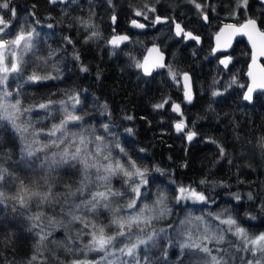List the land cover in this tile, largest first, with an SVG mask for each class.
Listing matches in <instances>:
<instances>
[{
    "label": "trees",
    "instance_id": "obj_1",
    "mask_svg": "<svg viewBox=\"0 0 264 264\" xmlns=\"http://www.w3.org/2000/svg\"><path fill=\"white\" fill-rule=\"evenodd\" d=\"M109 4L107 0H70L60 5L51 4L49 0H11L16 17L11 18L12 27L6 31L14 35L24 26L35 28L39 34L33 51L23 55L25 62L21 65V74L9 81L13 99H21L23 107L48 99L67 101L71 109L69 96L78 95L80 104L75 111L83 116L84 128L89 131L95 129V134L104 135L113 156L122 155L115 147L119 143L128 157L149 169L147 196L142 199L151 205L157 192L163 191L168 197L165 203L170 211L153 220L145 232L136 233L138 236L149 232L156 235L154 244L138 249L142 264H196V255L203 254L181 249L185 243L182 228L186 229L183 225L188 219L195 224L188 227L192 233H198V226L202 228L198 241H202L205 223L211 226L210 236L219 228L226 227L213 219L221 212L235 217L250 234L264 232V208L261 207L264 205V149L258 145L264 137V99L257 94L252 104L243 101L245 88L239 87V84H247L244 74L251 54L246 43L237 42L228 68L220 64L218 55L211 52L210 36L202 45H187L177 40L168 27L153 35L131 36L127 42L114 48L108 44L111 23ZM173 6L181 14L191 12L190 8L180 3ZM254 7V0H248L247 14L253 12ZM239 14L237 21L245 16L243 8H240ZM5 15L10 18V14ZM85 21L91 27H86L83 24ZM219 22L216 20L217 24ZM216 27L211 29V33ZM93 32L97 35L85 43ZM69 40L72 42L69 43ZM153 42L167 52V64L178 73L179 83L172 79L167 68L152 76H144L135 67V60H141L147 46ZM45 59L46 64L43 62ZM82 66L88 71H81ZM33 72L55 78L32 83L27 77ZM183 72L190 74L193 83L190 103H185L183 97L180 80ZM233 77L236 83H232ZM214 91L221 95L214 96ZM164 100L168 103L163 108L154 107ZM173 104L180 105V113L172 110ZM59 107V103L53 104L51 115L36 108L24 115L26 120L30 118L36 129H46L61 119L62 113L56 110ZM128 116L132 119H127ZM181 120L186 125L185 132L196 133L191 141L184 132L178 133L175 129V124ZM104 124L109 126L107 132ZM39 139L46 142L50 138L41 136ZM217 144L224 148L223 155ZM45 157L50 160V155L44 156L38 151L29 156L24 137L10 121L0 120V167L13 174L11 182L5 174L0 191L11 195L19 180L27 183L46 173L48 160ZM74 164L70 161L51 173V182L55 185L53 193L59 194L56 196L59 202L67 198L70 202L79 203L88 196L87 192L84 196L66 195L68 188L65 186L71 185L75 190L82 179L81 166ZM157 168L161 171H156ZM92 180L89 191L104 190L98 187L101 181L93 177ZM201 180L207 182L201 184ZM122 183V177L111 179L113 190H123ZM178 186L203 192L208 202L177 201ZM249 192L253 193L254 199H248ZM236 195H239V201ZM118 199L127 202L126 198H113V201ZM34 206L35 203L28 209L20 208L6 198L0 202V264H29L34 254L38 258L32 264H43L41 259L45 250L54 247L53 242L56 241L61 246L82 245L80 240L70 243L67 239L71 236L75 240L78 228L74 231L73 227L69 231L71 225L67 223L47 227L43 224L44 232L51 231V236L43 242L42 255L37 253L35 244L38 237L35 233L41 229L28 231L34 222L28 217L37 213ZM196 217H203V220L198 221ZM92 219L107 224L109 211L101 208ZM207 246L223 249L220 253L213 251V254L224 256L229 264L264 259L242 249L237 251L240 241L230 233L225 234L224 243L217 245L213 239Z\"/></svg>",
    "mask_w": 264,
    "mask_h": 264
},
{
    "label": "snow or ice",
    "instance_id": "obj_2",
    "mask_svg": "<svg viewBox=\"0 0 264 264\" xmlns=\"http://www.w3.org/2000/svg\"><path fill=\"white\" fill-rule=\"evenodd\" d=\"M51 3H56V0H50ZM158 2V0H157ZM190 4H193L197 12L200 13L205 21H208V14L204 11L205 5L198 0H188ZM111 3V0H109ZM264 4V0H261ZM243 8L245 19L239 23H223V26L215 33L216 46L212 49L213 54L219 51H227L231 47L232 41L237 36L246 37L252 47L251 63L248 68L247 76L250 78V83L245 85L239 84V87L246 88L244 93V99L247 101L252 100V94L257 90L264 91V65L258 63L260 58H264V23H258V19L252 16H247L248 0H236V9L230 14L233 20H239L237 10ZM143 9H147L148 12H156L154 6H150L148 3L143 5ZM0 120L10 121L17 132L21 136L30 134L33 138V142L41 144L40 148L35 151H46L50 147L60 149L59 152H53L48 160V169L46 173L35 180L28 181L19 180L18 185L15 187V191L11 195H7L4 191H0V202L5 198L14 202V205H19L20 208L28 209L35 203L39 208L44 204L58 203L56 196L59 194L53 193L54 184L51 182V173L64 164H68L70 161L75 162L81 166L82 179L79 187L72 190L71 185H66L68 188L67 197H76L77 194L84 196L85 192L88 193L86 199H82L79 203L74 201L69 204V200H64L65 204H69L67 210L61 207L60 212L63 215L71 217V221H77L83 224L84 228H90V231L77 233L75 240L69 236L67 239L70 243H75L81 239L82 235L90 237V239L83 243V246L77 249L63 245L65 250L69 254L75 253L79 256L83 253L84 258H75L67 261V264H101V261H107V264H115V261L108 260L109 256H116L117 253L122 257H128L127 260H121L120 264H142L141 257L138 253V249L141 245H146L149 241L153 240V234L147 235V239L141 238L136 235L137 232H145L146 227L151 225V222L165 215V212L170 211L167 209L166 200L167 195L163 191H158L156 198L150 205L142 199L147 196V185L149 184L148 172L149 169L141 167L136 160L127 156L125 150L120 147L119 143L115 144V147L119 149V153L122 155L113 156V152L108 144L105 143L106 137L101 134H95V129L89 131V129L83 126V116L78 114L75 109L80 104L78 95H70L69 100L72 101L71 109L68 107L67 101L55 102L51 99L40 102L30 107H23L22 100L19 98L13 99V92L9 90L8 79L12 74L19 76L21 74V65L25 62L23 55H27L33 51L37 44L38 33L35 28H21L12 35L6 31L12 27L11 18L16 17V9L11 6V0H0ZM10 14V18H7L5 14ZM136 17H142L143 20H149V16L144 10L137 9L134 12ZM115 20V17H113ZM169 17L155 16L151 23L152 25L160 23H169ZM174 25V31L176 37H181L185 40H194L196 43H200V37L187 31L182 27L181 23L171 20ZM86 27H91L86 21L83 22ZM131 24L135 28L144 29L147 27L144 23L138 22L136 19H132ZM48 27H52L51 24ZM97 33L93 32L91 36L86 38L85 43L89 39L96 36ZM129 37L127 35H116L112 37L109 43L117 48L123 42L127 41ZM69 43L72 41L69 40ZM51 55V54H49ZM79 59V56L76 57ZM135 59V58H133ZM45 64L47 60L43 61ZM232 62L231 55L220 58V64L225 68ZM135 67L143 72L144 76H151L157 69L167 68L169 75L174 81L177 80L178 73L172 68L170 64L165 63V57L163 52L157 45H153L146 50V54L141 60H135ZM81 71L87 72V67H81ZM184 81H189L190 77L187 73L182 74ZM50 75L40 76L33 72L27 77V80L32 83H39L43 80L53 79ZM232 83H236L235 77H233ZM17 95L19 94V86L16 89ZM213 95H221L220 92L214 91ZM185 98L188 102H191V92L187 84L185 85ZM59 103V109L62 113L61 119L58 123H52L50 128L36 129L31 123V120L21 121L17 124L16 121L25 113H31L34 108L45 110L48 115H51L53 111V104ZM168 103L167 100L162 101L154 105L155 108H163ZM107 105H105V108ZM172 110L180 113V105L173 104ZM127 119L131 120L132 117L128 116ZM177 132H184L187 139L191 141L196 135L195 132H185L186 125L181 120L175 125ZM105 132L108 131L109 126L103 125ZM31 130V131H30ZM131 132V129H127ZM41 136L48 137L46 142L41 141ZM216 143L215 141H212ZM259 147L264 149V137H261L258 141ZM63 146V147H61ZM30 149V146H28ZM220 154H224V148L217 144ZM143 151V150H142ZM28 155H34V151L29 150ZM125 157H127L125 159ZM75 164L73 166H75ZM43 168V165H41ZM94 170L95 180L101 181L102 184L98 187H103V191L91 190L90 185L93 183L92 175ZM156 171H161L159 168ZM11 182L13 174L9 173L7 169L0 167V186L3 185L6 174ZM122 177V189L121 191L113 190L111 187V179L113 177ZM206 180H201L200 183H206ZM142 189H145L142 191ZM178 195L175 197L177 201L192 200L193 202L207 203V197L203 192H198L195 188L178 186L176 189ZM113 198H126L127 202L123 203L121 200L113 201ZM239 201V195L235 197ZM248 199H254L253 193H248ZM115 203L116 206L111 205ZM264 208V205L261 206ZM84 208L89 213H97L99 209L103 208L105 211L112 213L111 218L107 224L97 223L95 220L90 221L83 215H77L76 213ZM15 206L13 211H15ZM123 210V214L122 213ZM224 211H227L225 209ZM44 213L37 212L35 215L29 216L28 219L34 221L30 228H40V232H36L35 235L38 240L35 244V250L37 253H41V247L43 242L51 236V231L44 232L42 217ZM254 219V217H249ZM213 219L219 221V225L226 226L219 228L213 235H208L211 230V226L207 223L204 224V234L200 243H184L181 245V249H192L195 253H202L203 255H196V264H229L228 260L224 256L214 255L213 251L220 253L223 249L217 247L215 249L207 246V243H211L215 240L217 245L224 243L225 234L230 233L240 241V246L237 247V251L243 250L249 252L252 256L264 257V232L259 234H250L243 226L238 223V220L231 214L225 216L224 212H221L213 217ZM196 220H203V217H196ZM35 221H41L36 223ZM49 225L54 223H63V220L57 221L55 216L48 217ZM189 223H191L189 221ZM67 227V225H65ZM187 239L192 240L191 231L186 233ZM135 237V238H134ZM127 241V242H126ZM91 252L101 253L99 259H88V254ZM227 255V253H225ZM37 255H32L29 264L37 260ZM147 259V257H144ZM246 264H261V260L255 261L249 260Z\"/></svg>",
    "mask_w": 264,
    "mask_h": 264
},
{
    "label": "flooded vegetation",
    "instance_id": "obj_3",
    "mask_svg": "<svg viewBox=\"0 0 264 264\" xmlns=\"http://www.w3.org/2000/svg\"><path fill=\"white\" fill-rule=\"evenodd\" d=\"M69 1L70 0H66L65 2L62 0H56V3H51V2L50 3L60 5V4H66ZM198 2H202L205 5L204 11L208 14V17H209L208 21H205L202 18L200 13L197 12V10L195 9L194 5L190 4L188 0H158V2L157 0H111V5L110 4L108 5L109 10L111 12V15H110L111 23L109 24L110 30L108 32L109 39L111 36H114V35H127L129 38L131 36L141 37V36L153 35L155 33H158L162 28L168 27L167 29L169 30V32L177 40H179L180 42L186 43L187 45H194V44L202 45L204 43L205 38L210 36L209 42L211 44V52H212L213 38L215 36V33L223 26V23H239V22H242L243 19H245L246 17L244 16L241 21L233 20L230 17V14L232 13V11L236 9V0H198ZM145 3H148L150 6H154L156 8V12L155 13L148 12L147 9H143V5ZM175 3H180L181 5H185L187 8H190L191 12L188 15L186 14L187 16L179 13L178 12L179 10L177 9V7L173 6ZM215 4H218V6L215 7L214 6ZM254 5H255V7L253 8L254 11L248 13L247 16H252V17L257 18L258 23H264V4H262L260 0H254ZM258 7L259 9H257ZM137 9L144 10L146 14L149 16V20H143L142 17H136L134 15V11ZM237 12H238V15H240L239 14L240 9H238ZM157 15L161 17H169L170 18L169 23H160V24L152 25L151 20ZM113 17H115V20H113ZM132 19H136L138 22H141L147 25L145 32H139L137 28H132V24H131ZM173 19L181 23L182 27H184L187 31L193 33L194 35L199 36L200 43H196V41L194 40H190V39L185 40L181 37H176L174 33V25L171 23V20ZM216 20H220L221 22L217 24ZM215 26H217L215 31L211 33V29L215 28ZM109 39H108V44H109ZM239 41H244L246 43L244 39L238 40L234 44L231 52H228L227 54L215 53L219 57V62H220V58L224 56H228V55H231L232 60H233L232 51L235 45L237 44V42ZM125 42H123L122 44H124ZM151 44H157L162 50H164L156 42H153ZM250 53L252 54L251 50H250ZM251 54H250V59H251ZM167 60H168V55H167ZM262 63L264 65V58H262ZM246 70H247V67H246ZM182 74L180 77L181 85H182ZM192 86H193V83H192Z\"/></svg>",
    "mask_w": 264,
    "mask_h": 264
},
{
    "label": "rangeland",
    "instance_id": "obj_4",
    "mask_svg": "<svg viewBox=\"0 0 264 264\" xmlns=\"http://www.w3.org/2000/svg\"><path fill=\"white\" fill-rule=\"evenodd\" d=\"M17 77L18 76L16 74H12L9 77V79H8V82H7L8 85H9V81H11V79H15ZM0 87H2V86H0ZM9 89H10V87H9ZM26 119H27L26 116L23 115L20 118V120H17L16 121V123L19 124V123H21V121H27ZM23 137H24V141H25V144H26V147H27L28 151L29 150H32V151L36 152L35 150L37 148H40L42 146L41 144L34 143L33 142V138H32V136L30 134L25 135ZM28 146H30V149H29ZM61 147H63V146H61ZM59 151H60V149H57L55 147H50L46 151H38V152L42 153V155H44V156H49L50 155V158H51V155H52L53 152H59ZM92 172H93L92 177H93V179H95L94 178L95 177L94 170H92ZM72 202L69 201V204H71ZM69 204H65L64 202H58V203H53L51 205L44 204V205H41L39 208H37L36 206H34V208H35V210L37 212H41L42 211L44 213V216L42 217V223L43 224H47V225H45V227H47L49 225V223H48V217L49 216H55V218H56L57 221L63 220V223L64 224L67 223V224L71 225V229L69 231H72L73 227H74V231L77 228L79 229V232L78 233H83V232L90 231V228L86 229V228H84V226H81V225L79 226L78 224L80 222L71 221V217L70 216L63 215L60 212L61 207H63L65 210H67L68 207H69ZM97 213H89L84 208H81L80 211L77 212L76 214L77 215H83V216L87 217L90 221H92L93 220L92 219L93 216L95 214H97ZM121 214H123V210H122V213ZM109 215H110V218H111L112 213L109 212ZM189 221H190L189 219L186 220L185 223H184V225H183V227H185L186 229H183L182 228L183 237H185L184 238V241H185V243H193V242L200 243L201 241L200 240L199 241L197 240L199 238L197 236H198L199 232L202 229V228H200V226L197 227L198 228L197 229L198 230V233H197V231H195L193 233L191 232L192 233V240L189 241L187 239L186 233L189 232V228L188 227L191 226V225L195 226V224H194L193 221H190L191 223H189ZM63 223H54V224H52L50 226H56V225L58 226V225H61ZM80 224H82V223H80ZM149 234H153V232H149V233H146L145 235H139V236L141 238L147 239V235H149ZM201 236H203V235H201ZM193 237H196V238H193ZM89 239H90V237H88L86 235H82L80 241H81V243L83 245V243L87 242ZM155 239H156V235H153V240L152 241H149L146 245H141L140 248L145 247V246L146 247L147 246H151L152 244H154ZM53 244H54V247L47 248V250H45V252L43 254L44 257L41 259V262L43 264H67V261H70L72 259H75V258H84L83 257V253H80L79 256H77L75 253L69 254L65 250V248L63 246H61V244L57 243V241L56 242H53ZM82 245H80V246H73V245H71L69 247H71V248H73L75 250L77 248L82 247ZM101 255H102L101 253L91 252V253L88 254V257L87 258L88 259H99ZM237 255H239V254H237ZM122 259L123 260H127L129 258L128 257H122V256H120L119 253H117L116 256H109L108 257V260L115 261V264H120V261ZM101 264H107V261H101ZM261 264H264V259L261 261Z\"/></svg>",
    "mask_w": 264,
    "mask_h": 264
},
{
    "label": "water",
    "instance_id": "obj_5",
    "mask_svg": "<svg viewBox=\"0 0 264 264\" xmlns=\"http://www.w3.org/2000/svg\"><path fill=\"white\" fill-rule=\"evenodd\" d=\"M62 1L65 2L66 0H62ZM260 1H261V0H260ZM132 28H135V27L132 26ZM137 30H138L139 32H145L146 27H145L144 29H139V28H137ZM174 33H175V31H174ZM114 36H116V35H114ZM114 36H111L110 39H111L112 37H114ZM110 39H109V41H110ZM242 39H244V40L246 41V43H247V45H248V48H249V49L251 50V52H252L251 44L248 42L247 38H246V37H243V36H237V37L232 41L231 47L228 48L227 51H219V52H216V53H225V54H227L228 52H231V50H232L234 44L236 43V41H238V40H242ZM188 40H189V39H188ZM109 45H111V44L109 43ZM120 45H121V44H120ZM153 45H154V44L149 45L148 48H151ZM155 45H157V44H155ZM111 46H112V45H111ZM157 46H158V45H157ZM215 46H216V40H215V36H214V38H213V48H214ZM158 47H159V46H158ZM148 48H147V49H148ZM159 48H160V47H159ZM213 48H212V49H213ZM147 49H146V50H147ZM160 51L163 52L164 57H165V63H167V53H166L164 50H162L161 48H160ZM145 54H146V52H145ZM250 63H251V59H250L248 65H247V70H246V72H245V77H246V79H247V84H249V83L251 82V81H250V78L247 76V72H248V68H249ZM258 63H260V64L263 65V63H262V58H260V60L258 61ZM165 69H166V68H164V69H157V70H155V71L153 72L152 75H154L156 72H163V71H165ZM142 73H143V72H142ZM185 73H186V72H185ZM187 74H188V73H187ZM152 75H151V76H152ZM188 76L190 77L189 74H188ZM186 84H187L188 88L190 89L191 97H192V99H193V86H192L191 78H190L189 81L186 82V81H184L183 76H182V87H183L184 101H185V103H190V102H188V100L185 98V85H186ZM247 84H246V85H247ZM245 91H246V88H245L244 91H243V101H244L245 103H247V104H252L253 101H254V97H255L257 94H261V95L263 96V99H264V91L257 90L256 92H254V93L252 94V100L249 102V101H247V100L244 99V93H245ZM192 99H191V101H192ZM175 125H176V124H175ZM175 129H176V127H175ZM176 131H177V130H176ZM179 133H181V132H179Z\"/></svg>",
    "mask_w": 264,
    "mask_h": 264
}]
</instances>
